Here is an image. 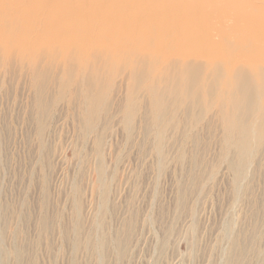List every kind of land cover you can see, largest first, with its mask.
Wrapping results in <instances>:
<instances>
[{
	"label": "rangeland",
	"instance_id": "rangeland-1",
	"mask_svg": "<svg viewBox=\"0 0 264 264\" xmlns=\"http://www.w3.org/2000/svg\"><path fill=\"white\" fill-rule=\"evenodd\" d=\"M67 1L0 0V29H73ZM206 4L210 35L142 51L0 48V264H264V2Z\"/></svg>",
	"mask_w": 264,
	"mask_h": 264
},
{
	"label": "bare ground",
	"instance_id": "bare-ground-1",
	"mask_svg": "<svg viewBox=\"0 0 264 264\" xmlns=\"http://www.w3.org/2000/svg\"><path fill=\"white\" fill-rule=\"evenodd\" d=\"M52 1L57 3L62 0ZM130 1H105L106 4L102 5L101 11L107 10L108 18L116 11L120 10L121 13L113 18L110 24L102 30L98 29L96 25L98 14L92 11L95 5L101 2L97 0H72L71 3L67 1L63 7L55 9V11L70 12L69 16L71 17L68 22L73 25V29L64 30V32L60 30L52 32L50 28L46 29L42 26V29H36L35 39L31 43H28L26 38L23 37L8 36L5 31L0 29V48H4L9 53L18 49L28 51L30 48L46 47L60 51L63 55L71 51L80 53L91 52L92 55H107L108 51L120 53V50L123 49L142 51L145 47L152 46L150 42L149 44L144 43H148L153 36L160 37L163 35L164 38V31L167 32L169 29L182 30L183 27L192 22H197L198 26L204 30L203 32H208L209 35L211 33L212 14L207 9L208 5L206 3L208 0H193V4L190 5L184 4V0H143L144 6L140 7L131 5V3L129 4ZM136 1L134 0L133 2ZM236 2L245 6L256 5L262 7L264 0H236ZM177 5H180L181 9L179 11L174 10V6ZM124 11L130 13V18L125 16ZM81 15L85 17L84 20L79 19ZM253 18L256 34L264 42V11L260 8V10L253 13ZM46 21L52 22L50 19H46ZM156 26L159 29L156 30ZM13 29L16 30L17 28L13 27ZM228 64H234L236 70L245 67L248 61L245 58H238L236 60H229ZM221 83L223 86L222 95L229 93L227 90L228 81L222 80ZM224 98L226 97H223L221 100L223 101ZM233 101L234 99L232 100L233 105H230L227 109L224 108L227 114H231L235 107ZM222 106L224 107V105ZM231 121L227 119V130L229 133L232 131L231 124H235Z\"/></svg>",
	"mask_w": 264,
	"mask_h": 264
}]
</instances>
